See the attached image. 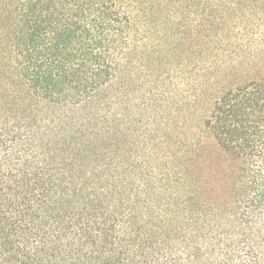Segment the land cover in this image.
<instances>
[{
  "label": "trees",
  "instance_id": "16d2710c",
  "mask_svg": "<svg viewBox=\"0 0 264 264\" xmlns=\"http://www.w3.org/2000/svg\"><path fill=\"white\" fill-rule=\"evenodd\" d=\"M0 264H264V0H0Z\"/></svg>",
  "mask_w": 264,
  "mask_h": 264
}]
</instances>
